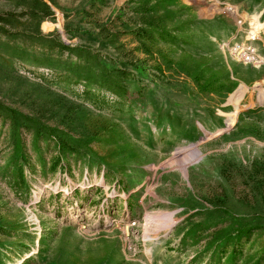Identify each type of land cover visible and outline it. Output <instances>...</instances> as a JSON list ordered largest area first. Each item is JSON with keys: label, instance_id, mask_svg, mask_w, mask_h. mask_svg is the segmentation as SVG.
<instances>
[{"label": "rangeland", "instance_id": "1", "mask_svg": "<svg viewBox=\"0 0 264 264\" xmlns=\"http://www.w3.org/2000/svg\"><path fill=\"white\" fill-rule=\"evenodd\" d=\"M32 1L0 0L16 15L0 24V101L74 149L23 130L15 165L0 114V264H264V234L208 250L207 229L228 219L222 207L264 224V64L221 48L259 34L264 58V0H44L50 17ZM148 19L173 45L130 35L119 51L106 37ZM41 36L129 74L85 80V62L29 39Z\"/></svg>", "mask_w": 264, "mask_h": 264}, {"label": "trees", "instance_id": "2", "mask_svg": "<svg viewBox=\"0 0 264 264\" xmlns=\"http://www.w3.org/2000/svg\"><path fill=\"white\" fill-rule=\"evenodd\" d=\"M170 5H174L179 2V0H166ZM184 9L191 10L190 7L183 5ZM31 13L34 16H43L50 17L54 15L50 5L44 0H33L30 6ZM22 16L28 15L24 12L21 14ZM16 17L15 14H4L0 15V24H12L13 19ZM145 24L149 26V29L146 28H138L132 30L130 32H115L113 34H108L106 37H111V45L115 46L119 51H123L125 49V44L120 42V39L123 36H133V39L137 40H151L155 38H159L163 43L173 45L176 36L172 34L170 30L166 27L160 25L148 19L145 21ZM0 29H3L0 27ZM107 28H103V32H105ZM34 42L39 44L46 45L49 50L58 49L61 52H66L70 56H73L79 60L85 62V65H79L76 67L77 70L85 71L84 79L88 81H93L99 84L103 83L105 77L116 78L119 76H126L129 74L127 70L123 69H114L109 70L104 66L99 64V61L103 58V54L100 52H95L88 48H80L73 47L71 45H66L62 42L55 40L54 38L48 39L46 36H41L40 38L30 37ZM40 39L43 42H39ZM142 48L138 47L133 51H140ZM144 54H149L150 49L144 47L142 51ZM98 67L95 68V65ZM0 114L4 115L6 118L10 120V135L14 142H16V146L14 149V157L13 160L15 165L17 160L22 158L25 159V151H23V130L27 131L30 134H33L35 142L40 139H44L46 137L55 138L58 142V147L62 152H66L67 150H73L74 146L68 143V140L65 138V133L55 127L49 126L43 123L41 120L36 119L32 116H29L16 108H12L7 106L6 104L0 101ZM225 215L228 216V219L222 223H216L213 226L207 227V229L218 228L215 234L212 235L210 241V247L208 250L212 248L218 249L223 248L226 249L229 245L234 242H239L244 238H249L255 233L264 234V224L263 223H254L252 220H247L246 217L239 216L235 214L231 209L222 207ZM260 219L264 220V216H259ZM221 225V228H219Z\"/></svg>", "mask_w": 264, "mask_h": 264}, {"label": "built area", "instance_id": "3", "mask_svg": "<svg viewBox=\"0 0 264 264\" xmlns=\"http://www.w3.org/2000/svg\"><path fill=\"white\" fill-rule=\"evenodd\" d=\"M257 39L259 34L247 36L245 42L238 41L235 36L232 40L224 41L221 48L239 61L261 65L264 63V58L254 44Z\"/></svg>", "mask_w": 264, "mask_h": 264}, {"label": "crops", "instance_id": "4", "mask_svg": "<svg viewBox=\"0 0 264 264\" xmlns=\"http://www.w3.org/2000/svg\"><path fill=\"white\" fill-rule=\"evenodd\" d=\"M230 34H232V32H231V30H222V32L221 31H219V30H216L215 31V34L213 33V35H211V36H215V37H218V39H220V40H224V39H227V37L230 35ZM232 36V35H231ZM213 37H211V38H213ZM233 38V37H232ZM232 38H228V40L230 39H232ZM214 39V38H213ZM216 39V38H215ZM228 40H226V41H228ZM256 46V45H255ZM257 47V46H256ZM196 55H198L199 56V53H196ZM186 133V132H185Z\"/></svg>", "mask_w": 264, "mask_h": 264}, {"label": "water", "instance_id": "5", "mask_svg": "<svg viewBox=\"0 0 264 264\" xmlns=\"http://www.w3.org/2000/svg\"><path fill=\"white\" fill-rule=\"evenodd\" d=\"M202 140H205V139H202ZM202 140H201V141H202Z\"/></svg>", "mask_w": 264, "mask_h": 264}, {"label": "bare ground", "instance_id": "6", "mask_svg": "<svg viewBox=\"0 0 264 264\" xmlns=\"http://www.w3.org/2000/svg\"><path fill=\"white\" fill-rule=\"evenodd\" d=\"M262 64H264V63H262Z\"/></svg>", "mask_w": 264, "mask_h": 264}]
</instances>
